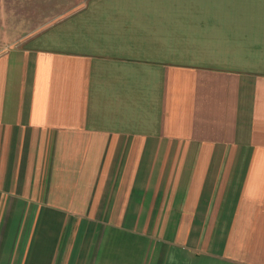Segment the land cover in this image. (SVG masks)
I'll list each match as a JSON object with an SVG mask.
<instances>
[{
    "label": "crops",
    "instance_id": "0c3cea01",
    "mask_svg": "<svg viewBox=\"0 0 264 264\" xmlns=\"http://www.w3.org/2000/svg\"><path fill=\"white\" fill-rule=\"evenodd\" d=\"M0 52V264H264V0H78Z\"/></svg>",
    "mask_w": 264,
    "mask_h": 264
},
{
    "label": "rangeland",
    "instance_id": "374dc122",
    "mask_svg": "<svg viewBox=\"0 0 264 264\" xmlns=\"http://www.w3.org/2000/svg\"><path fill=\"white\" fill-rule=\"evenodd\" d=\"M78 0H0V52L26 42L76 9Z\"/></svg>",
    "mask_w": 264,
    "mask_h": 264
}]
</instances>
